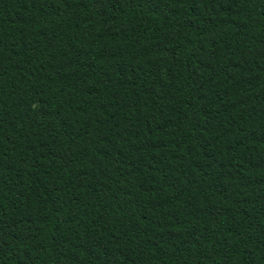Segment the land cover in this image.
Masks as SVG:
<instances>
[{
    "label": "trees",
    "instance_id": "trees-1",
    "mask_svg": "<svg viewBox=\"0 0 264 264\" xmlns=\"http://www.w3.org/2000/svg\"><path fill=\"white\" fill-rule=\"evenodd\" d=\"M0 264H264V0H0Z\"/></svg>",
    "mask_w": 264,
    "mask_h": 264
}]
</instances>
